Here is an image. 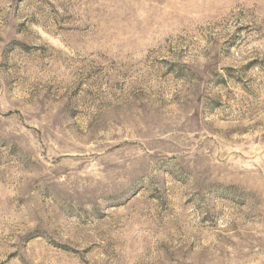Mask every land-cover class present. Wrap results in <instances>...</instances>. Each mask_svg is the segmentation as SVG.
I'll list each match as a JSON object with an SVG mask.
<instances>
[{
  "label": "rangeland",
  "instance_id": "1",
  "mask_svg": "<svg viewBox=\"0 0 264 264\" xmlns=\"http://www.w3.org/2000/svg\"><path fill=\"white\" fill-rule=\"evenodd\" d=\"M0 264H264V0H0Z\"/></svg>",
  "mask_w": 264,
  "mask_h": 264
}]
</instances>
